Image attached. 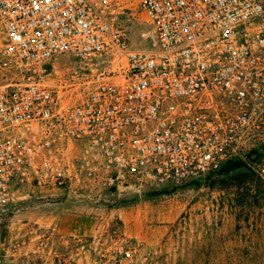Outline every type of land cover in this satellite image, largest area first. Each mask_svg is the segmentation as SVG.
Listing matches in <instances>:
<instances>
[{"label": "built area", "instance_id": "obj_1", "mask_svg": "<svg viewBox=\"0 0 264 264\" xmlns=\"http://www.w3.org/2000/svg\"><path fill=\"white\" fill-rule=\"evenodd\" d=\"M134 11L144 49L117 22ZM58 56L115 69L51 89L38 67ZM263 130L264 0H0V208L17 182L72 187L70 141L109 187H181L244 159ZM253 169L264 182V156Z\"/></svg>", "mask_w": 264, "mask_h": 264}, {"label": "rangeland", "instance_id": "obj_2", "mask_svg": "<svg viewBox=\"0 0 264 264\" xmlns=\"http://www.w3.org/2000/svg\"><path fill=\"white\" fill-rule=\"evenodd\" d=\"M117 22L128 29L133 47L149 46L145 14L134 11L118 16ZM114 69L102 61L86 66L58 56L38 67L37 80L54 89L74 75ZM79 100L73 95L61 102L72 105ZM33 134L38 139L36 128ZM74 142L65 146L70 170L78 175L72 186L90 196L106 182L87 177L82 168L85 144L79 142V153L71 155ZM252 143L243 159L251 168L236 170L251 173L249 179L218 176L196 187L173 189L105 185L107 200L95 206L92 220L82 222L81 232L72 236L60 234L58 222L38 218L37 205L41 203L42 210L44 200L36 187H53L37 181L14 183L9 204L0 208V264H135L136 259L138 264H264V182L253 169L260 157L247 156L264 144V130ZM87 200L97 203L98 198ZM45 203L48 212H59L52 202ZM131 244L140 245L133 263L125 255Z\"/></svg>", "mask_w": 264, "mask_h": 264}, {"label": "crops", "instance_id": "obj_3", "mask_svg": "<svg viewBox=\"0 0 264 264\" xmlns=\"http://www.w3.org/2000/svg\"><path fill=\"white\" fill-rule=\"evenodd\" d=\"M73 152L71 155H76L79 153L80 144L79 142H74L71 145ZM37 195L42 201V210L41 203H38V218L40 215V220L42 221H52L58 222L57 227L60 234L66 236L75 235L77 232H81L82 222H89L92 220L91 215L96 214L95 206L102 205L103 201H106L107 191L105 184L101 185L97 192H93L90 196L93 199L98 198L97 203L94 201H88L87 199L91 198L86 196L84 192H80L75 186H72L68 189H48L46 187L38 186L36 187ZM88 195V194H87ZM52 199V201H49ZM45 202H52L53 206H58L59 212L53 209L52 212H48L49 209L46 207ZM51 204V203H47ZM65 206H68V209H65ZM47 211V212H46ZM42 213V214H41Z\"/></svg>", "mask_w": 264, "mask_h": 264}, {"label": "trees", "instance_id": "obj_4", "mask_svg": "<svg viewBox=\"0 0 264 264\" xmlns=\"http://www.w3.org/2000/svg\"><path fill=\"white\" fill-rule=\"evenodd\" d=\"M260 157L259 160H261V158L264 156V144H262L259 148L256 149H252L250 152H248L247 156L248 157H252L253 155H257ZM242 166H249L248 163L243 160V159H234V160H230L229 162H227L225 164V166L216 174H211L209 175L205 180H198V181H194L191 182L189 184L184 185L183 187H190V186H199L201 184H204L205 182H210L211 180H213V178H217L219 177H239V178H243L244 181L250 178L251 173H247V172H236L237 169H239ZM250 167V166H249ZM251 168V167H250ZM162 189H173V188H178V187H170V186H166V187H161Z\"/></svg>", "mask_w": 264, "mask_h": 264}, {"label": "water", "instance_id": "obj_5", "mask_svg": "<svg viewBox=\"0 0 264 264\" xmlns=\"http://www.w3.org/2000/svg\"><path fill=\"white\" fill-rule=\"evenodd\" d=\"M240 171H248V168L247 167H242V168H240Z\"/></svg>", "mask_w": 264, "mask_h": 264}]
</instances>
